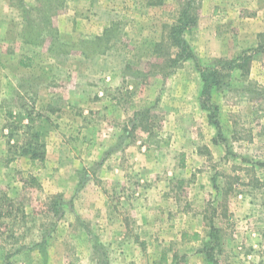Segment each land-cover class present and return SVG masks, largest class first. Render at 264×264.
<instances>
[{
	"label": "rangeland",
	"instance_id": "rangeland-1",
	"mask_svg": "<svg viewBox=\"0 0 264 264\" xmlns=\"http://www.w3.org/2000/svg\"><path fill=\"white\" fill-rule=\"evenodd\" d=\"M181 5L0 0V264H264V0L194 2L202 64L252 53L220 130Z\"/></svg>",
	"mask_w": 264,
	"mask_h": 264
},
{
	"label": "trees",
	"instance_id": "trees-1",
	"mask_svg": "<svg viewBox=\"0 0 264 264\" xmlns=\"http://www.w3.org/2000/svg\"><path fill=\"white\" fill-rule=\"evenodd\" d=\"M194 2L195 0H181L183 5H181L178 11L177 19L174 23L168 26L170 43L177 50L175 53H172L175 55L172 62L185 59H193L195 61L202 78V89L200 94L201 105L209 110V121L220 130V123L216 118L217 107L211 101L213 93L223 85H226V81L231 77L230 75L233 71L237 70L242 75L248 74L251 67L252 53L251 51H244L236 58H221L207 64H202L201 60L193 52L189 42L185 38V32L190 30L197 22L198 15L194 12L196 10ZM157 46L158 45H156V52L158 50ZM263 46L264 45H260L259 49L264 48ZM168 56L169 58H172L170 53H168ZM152 116H154V114L149 108L137 112L136 125L133 126L135 128L141 126L144 131H150L151 127L148 121ZM27 152H30L33 160L41 158L42 156V153L36 152L35 149L32 148L29 150L24 148L23 153ZM52 205H54V202ZM52 205L51 208L57 210L56 207ZM193 237L196 239L199 237V234L194 233Z\"/></svg>",
	"mask_w": 264,
	"mask_h": 264
}]
</instances>
